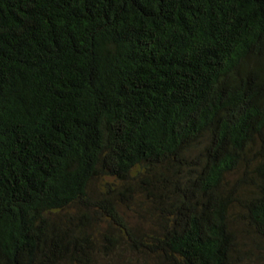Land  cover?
Masks as SVG:
<instances>
[{
  "label": "trees",
  "instance_id": "trees-1",
  "mask_svg": "<svg viewBox=\"0 0 264 264\" xmlns=\"http://www.w3.org/2000/svg\"><path fill=\"white\" fill-rule=\"evenodd\" d=\"M0 264H264V0H0Z\"/></svg>",
  "mask_w": 264,
  "mask_h": 264
}]
</instances>
